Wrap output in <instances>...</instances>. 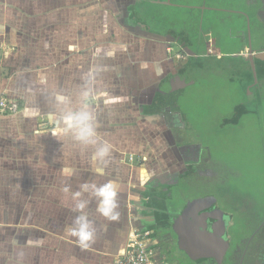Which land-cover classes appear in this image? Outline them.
Segmentation results:
<instances>
[{"label": "crops", "instance_id": "0c3cea01", "mask_svg": "<svg viewBox=\"0 0 264 264\" xmlns=\"http://www.w3.org/2000/svg\"><path fill=\"white\" fill-rule=\"evenodd\" d=\"M155 6L193 14L202 38L193 45L182 29L154 31L153 23H167L147 11ZM195 55L235 59L247 82L251 55L264 80V0H0V97L19 104L16 114H0V264H113L132 231L166 218L175 183L167 181L185 168V149L152 116V98ZM89 80L97 130L111 145L103 162L59 130L62 111L80 106ZM57 94L70 103L58 104ZM247 103L236 105L232 123ZM109 181L118 186L120 218L101 216L85 193L96 239L83 248L69 231L80 215L71 192ZM256 229L247 264H264V219Z\"/></svg>", "mask_w": 264, "mask_h": 264}, {"label": "rangeland", "instance_id": "374dc122", "mask_svg": "<svg viewBox=\"0 0 264 264\" xmlns=\"http://www.w3.org/2000/svg\"><path fill=\"white\" fill-rule=\"evenodd\" d=\"M150 10L152 7L147 11L163 25L167 22L163 27L153 23L154 31L182 29L193 45L202 38L200 24L190 12L162 6ZM232 64L236 71L230 69ZM243 67L231 58L213 62L212 56L195 55L173 75L178 89L171 101L172 109L182 126L177 130L176 142L196 146L200 160L168 185L169 194L164 198L166 222L157 235L169 236L162 241L165 254L168 251V264H215L209 259L197 262L189 258L177 244L174 216L194 199L216 201L226 215L224 232L229 246L222 264H247L251 258L250 251H244L264 219V80L256 71L247 82L245 72H239ZM170 84L166 81L163 88L167 90ZM248 84L251 97L245 88ZM240 102H248L249 111L239 117L238 123H232L230 118Z\"/></svg>", "mask_w": 264, "mask_h": 264}, {"label": "clouds", "instance_id": "9594fccd", "mask_svg": "<svg viewBox=\"0 0 264 264\" xmlns=\"http://www.w3.org/2000/svg\"><path fill=\"white\" fill-rule=\"evenodd\" d=\"M44 82L42 78L41 83ZM92 91L90 80L86 81L80 93V106L76 109L62 111L60 116L62 128L59 130L64 134L70 135L76 143L85 147L91 146L94 149L92 153L93 160L103 162L111 154V145L101 139L97 130V116L89 102ZM56 101L60 105H68L70 98L62 94H57ZM72 173L73 170L70 168L62 169L64 176H71ZM63 192H71L70 187L65 186ZM85 193L96 199V211L101 216L110 221H118L120 218V212L118 211L119 191L117 184L109 181L101 185L85 182L80 185V190L71 192L72 199L76 202L75 209L80 215L75 217L72 225L69 227L70 235L78 240L81 247L88 248L95 242L96 229L93 221L84 212L89 204V200L83 198Z\"/></svg>", "mask_w": 264, "mask_h": 264}, {"label": "flooded vegetation", "instance_id": "af4514ba", "mask_svg": "<svg viewBox=\"0 0 264 264\" xmlns=\"http://www.w3.org/2000/svg\"><path fill=\"white\" fill-rule=\"evenodd\" d=\"M174 55L176 57H178V58H181V56H182L180 54V52L174 53ZM181 70H179L178 72H180ZM175 74H173V75H175ZM173 75H168V78H166L163 81L161 87L158 90H156V93L154 94V96L152 98L153 99L152 105H153L156 113L153 114L152 116L160 117L162 120L165 121V123H167V125L169 127H171L173 130H175L172 133L171 137H172V139L174 141H177V140H179L178 139L179 135H177V133H178L177 130H179V122H178V116L175 114V111L172 110L171 101H173V98H174V96L177 93V89H178L177 82L178 81H177L176 77L175 78L173 77ZM166 81L171 82L170 87L167 90L163 88V85H164V83ZM174 126H176V127L174 128ZM182 148L185 149L183 151L184 156H185L184 158L186 160L185 168L182 169V171H180L179 173H177V175L175 176L176 180L172 179V177H170V179L167 181V183H171L173 181L176 182L177 178H179L180 176L186 175L188 173L189 169L191 170L193 168L194 164L198 163L199 160H200L199 153L197 152V150L199 151V149L196 146H193V145H182L181 150H183ZM160 200L161 199H158V200L155 199V201H157V202H160ZM215 202L216 201H212L211 204L210 203L209 204H205V206H207L205 209H202V207L199 208V210L197 209L196 212H193V213H191V215L188 216V219L190 221H196L201 215H208L211 218H215L216 216L218 217V212H219V215H221V217H222V219L224 221V229H223V232L221 234V237L224 240H227V238L225 236V232H224L225 226L227 224V220L224 217L226 215L223 214V212H221V209L218 208V206H216ZM183 208L181 209V211L183 210ZM181 211L174 216L173 222L177 218V216L181 213ZM217 217L214 219V221L215 220L217 221V219H218ZM165 222H166L165 218L162 219L161 221H159V223L152 222L153 224H151V225H153V226L150 229H148V231H149L150 236L151 235H155L156 236L153 239H155V241H156L155 242V246H156L158 252L160 254L164 255L165 258H167L168 251L165 254L166 251L164 250V245L162 244V241L166 240V238L168 239L169 236L165 235L164 238L162 236L161 237L157 236L158 235V231L160 230V228L162 226H165ZM173 222H172V225H173ZM211 223H213V222H211ZM206 224H207L206 226H203V227L200 226L199 229L201 231H206V232L212 233L213 232V228L211 230L210 224L207 222V220H206ZM175 236H176V234H175ZM176 239H177V236H176ZM247 250H248V245L246 246L244 253H246ZM224 255H223V257H224ZM206 259L212 260L216 264V261H215L214 257H209V258H206ZM206 259H204V260H206ZM204 260H201V261H204ZM201 261H197V262H201Z\"/></svg>", "mask_w": 264, "mask_h": 264}, {"label": "water", "instance_id": "95a60500", "mask_svg": "<svg viewBox=\"0 0 264 264\" xmlns=\"http://www.w3.org/2000/svg\"><path fill=\"white\" fill-rule=\"evenodd\" d=\"M251 70L253 76H256L253 58L249 56ZM212 200L197 199L186 203L185 207L173 222V230L177 236V244L189 258L195 261H201L209 257H214L216 264H222V258L225 254L229 241L224 240L221 234L224 229V221L219 215L217 221L208 215H201L196 221H190L188 216L191 213L202 207L205 209V204H211ZM204 206V207H203ZM206 220L210 224L213 232L201 231L200 226H206ZM213 222V223H211ZM213 226V227H212Z\"/></svg>", "mask_w": 264, "mask_h": 264}, {"label": "built area", "instance_id": "2783aa9c", "mask_svg": "<svg viewBox=\"0 0 264 264\" xmlns=\"http://www.w3.org/2000/svg\"><path fill=\"white\" fill-rule=\"evenodd\" d=\"M19 104L15 100L0 97V114H16ZM132 159V157H130ZM113 264H168L160 254L148 230L132 231L124 245L117 253Z\"/></svg>", "mask_w": 264, "mask_h": 264}, {"label": "trees", "instance_id": "16d2710c", "mask_svg": "<svg viewBox=\"0 0 264 264\" xmlns=\"http://www.w3.org/2000/svg\"><path fill=\"white\" fill-rule=\"evenodd\" d=\"M176 37V36H175Z\"/></svg>", "mask_w": 264, "mask_h": 264}]
</instances>
